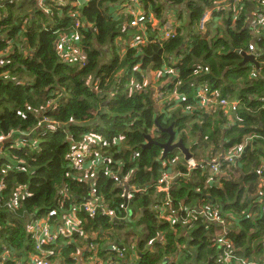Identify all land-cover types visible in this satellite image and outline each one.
Here are the masks:
<instances>
[{
  "label": "trees",
  "instance_id": "obj_1",
  "mask_svg": "<svg viewBox=\"0 0 264 264\" xmlns=\"http://www.w3.org/2000/svg\"><path fill=\"white\" fill-rule=\"evenodd\" d=\"M9 1L0 0V54L11 48L0 60V138H9L0 156V255L7 248L9 260L26 263L34 254V239L27 231L31 219L50 210L66 214L71 204L89 197L93 186V201L108 203L122 221L80 213L85 232L75 242L60 239L52 245L57 250L53 259L74 264L69 256L90 240L96 258L108 263L115 256L110 245L119 240L126 249L119 264H224L219 261L224 252L262 264L264 197L260 201L254 196L258 183L264 184V24L254 30L256 1L223 0L230 4L224 8L217 6L220 0H138L144 32L130 26L134 15L121 5L127 0H89L79 9L73 0ZM210 10L212 16L200 31V19ZM167 20L175 38L126 47L131 37L149 29V39L159 38ZM75 34L80 59L60 56L56 42ZM250 46L260 54V67L250 63L238 68L241 53L248 54ZM169 57L182 58L175 70L184 100L166 117L155 103L156 109L152 107L141 74L149 67L150 75L158 73ZM201 83L218 99L238 100V110L231 116L218 111L202 122L195 100ZM130 94L132 103L125 105ZM171 125L198 164L191 170L198 179L189 174L183 154V163L174 151L162 158L161 145L169 139L165 130ZM186 131L210 147L206 156L191 153L198 143L187 147ZM147 136L152 143L144 147ZM85 137L101 139L93 144L104 156L95 169L69 163ZM247 137L254 140L242 150L241 169H227L222 157ZM215 158L225 175L212 176L208 164L199 165ZM117 175L121 183L143 187L132 194L125 210L119 209L125 190L114 181ZM164 175H176L175 184L160 186ZM197 211L216 222L199 218ZM130 216H138L133 228ZM128 226L131 231L121 237ZM137 227H143L141 237L129 239L137 237ZM216 234L228 246L217 245Z\"/></svg>",
  "mask_w": 264,
  "mask_h": 264
},
{
  "label": "built area",
  "instance_id": "obj_2",
  "mask_svg": "<svg viewBox=\"0 0 264 264\" xmlns=\"http://www.w3.org/2000/svg\"><path fill=\"white\" fill-rule=\"evenodd\" d=\"M16 0H10L9 3H13ZM89 0H73L72 4L74 8L79 9L83 6V4L87 3ZM234 2H242L244 0H233ZM256 1L258 8V18L255 23L254 30H259L261 27L258 26L260 23L264 24V0H253ZM138 0H127L121 3L124 11L126 13H130L134 15L133 20L130 23L132 27H138L142 32H144V25H141V21L138 19L139 14L142 11H139L138 8ZM217 6H223L224 8H228L230 4H226L225 1L220 0ZM212 16V10L207 11L202 18L200 19L199 30L204 31L206 24L210 20ZM80 23L78 20L75 22L74 29L80 30ZM173 29V24L171 21H164L162 32L160 37H155L153 39H145L140 37H131L129 42L126 44L128 48L137 49L141 45H145L146 43H160V39H173L175 38V33ZM80 37L78 34H75L73 38H62L58 40L55 44L56 49H58V53L60 56L65 54L64 56L69 55L74 60L80 59L81 53L78 51L76 46L74 45V40H78ZM120 46V45H119ZM64 49L67 53L64 52ZM249 55H252L255 60L260 56V54L255 52V48L252 46L248 47ZM261 58V57H260ZM168 63L162 67V70L158 73L150 75V67L146 68L145 74L142 73L141 77L143 78V86H146L150 89V97L153 99V103L157 105L159 111L163 115H167L169 117L173 111H175L178 107L180 101H183V94L179 92V88L182 86V82L178 78V72L175 68L180 64L182 58L181 57H169ZM82 63V61H81ZM197 69L194 71L193 75L198 73ZM168 75H172V78L168 77ZM154 88H152L153 84H156ZM196 108L199 109L203 114H213L215 112L221 111L225 116H231L234 114L239 108V102L235 100L228 99H218L216 95L211 91L210 87L206 83H201L197 86L196 95H195ZM229 118V117H228ZM7 140L4 138H0V153L2 154L4 151V143ZM254 140V137H249L246 139L244 144L236 149H232L226 155L222 157L223 162L226 164V168H234L236 163H238L239 158L241 157L242 150ZM101 141L98 137H85L83 142H80L74 147L70 156L69 163L73 167L76 168H84L86 169H95L99 164L102 163V158H104L103 154L99 152H95L93 149V144H97ZM1 156V155H0ZM188 172L191 173V170H195L199 168L198 164L195 161L188 160ZM263 164V162H262ZM200 165V164H199ZM209 170L208 172L212 176H223L225 173H222V165L220 164L218 158L212 159V161L208 164ZM94 172V171H93ZM90 176H93V173ZM114 181L119 183V186L123 188V202L120 204L119 209L125 210L127 208L128 202L131 199L133 193H137L142 189H138L133 185L128 184V182L121 183L120 177L114 176ZM177 179L176 175L168 176L164 175L161 179H159L158 184L160 186H173ZM93 179H90V182ZM3 186L0 184V193L3 191ZM264 184L263 182H259L257 185V190L255 194V199L262 200L264 197ZM96 196V189L92 186L90 189L89 197H86L81 203L71 204L70 210L62 215L58 216L57 210H50L44 217H33L31 221L27 225V231L29 234L33 236V249L34 254L31 255L26 263H22L20 260L15 258H11L9 260L10 255L7 252V248H3V252L0 255V264H6L11 261L13 264H52L53 258L57 255L56 251L51 248L58 240L62 239L65 244H69L71 242H75L76 235H83L84 226L81 224V220L79 219V214L83 213L85 215L94 216L96 214H101L102 216H107L111 221H118L119 218L115 217V213L110 210V205L106 202H94V198ZM18 198H15L17 200ZM8 205V204H7ZM12 214H16V208L12 205H8ZM157 209V206L155 207ZM174 214V213H173ZM187 215H191L189 211H187ZM199 218L206 216V213L203 211H197L196 213ZM206 220H210L211 222H216V219L213 217L205 218ZM125 220V219H124ZM122 221V220H120ZM223 224V223H221ZM162 241V240H160ZM63 243V244H64ZM217 245L220 246H228V243L220 236L217 240ZM47 247V248H46ZM109 251L115 254L114 257L109 258V262L105 263L103 260L96 258L95 253L97 252L95 247L88 240V245L86 247L79 248L75 254L69 256L74 264H119L120 259H124V252L126 251L125 247L119 242L111 244ZM131 250L130 253L134 254L135 250L133 246L129 247ZM85 256V254H87ZM58 259V264L62 263V259ZM219 261L224 264H256L257 262L247 263L243 260H240L233 256L230 252H224ZM264 264V260L262 262Z\"/></svg>",
  "mask_w": 264,
  "mask_h": 264
},
{
  "label": "water",
  "instance_id": "obj_3",
  "mask_svg": "<svg viewBox=\"0 0 264 264\" xmlns=\"http://www.w3.org/2000/svg\"><path fill=\"white\" fill-rule=\"evenodd\" d=\"M243 56V60L241 61L240 64H238V68L243 67L246 62H251L253 63L256 68H259L260 65L254 60V57L252 55H247L245 53H241ZM166 132L169 133V139L166 142V144L161 145L163 151H162V158L168 153V152H173V151H180L181 154H183L185 160H189L191 158V155L188 151V149L184 146L183 142L181 139H179L176 143H174L175 139V132L173 131V126L171 125L168 129L165 130ZM147 143L144 145V147H147L149 144L152 143V139L150 136L146 137ZM202 166V165H201Z\"/></svg>",
  "mask_w": 264,
  "mask_h": 264
},
{
  "label": "crops",
  "instance_id": "obj_4",
  "mask_svg": "<svg viewBox=\"0 0 264 264\" xmlns=\"http://www.w3.org/2000/svg\"><path fill=\"white\" fill-rule=\"evenodd\" d=\"M249 11V10H248ZM186 16H188V14H186ZM148 29V28H147ZM153 34V31H151L150 29L148 30V32H146V33H144L143 35H142V38H145V39H147V38H149V36H151ZM247 55H249V54H247ZM175 58V57H174ZM166 60H167V58H166ZM242 60H243V57H242ZM251 62H246V64H250ZM167 64V63H166ZM240 64V63H239ZM245 64V65H246ZM259 64V63H258ZM244 65V66H245ZM260 65V64H259ZM256 67V66H255ZM150 99H151V105H152V107L154 108V109H156L155 108V104L153 103V99L151 98V97H149ZM233 100H235V101H238V100H236V99H233ZM209 116H210V114H203V117H202V122L203 121H205V120H207L208 118H209ZM229 119V118H228ZM198 124H199V122H198ZM173 131H174V128H173ZM197 139H198V137H196ZM197 139H195V141H197ZM179 140V138H177V136H175V139H174V143H176L177 141ZM145 143H147V140H145ZM197 143H198V146H201V148H202V153H199L200 155H207V152H206V150H209V146H207L206 144H203V143H201L200 141H197ZM178 151V150H177ZM197 153V152H196ZM0 155H1V153H0ZM203 158V157H202ZM241 158V157H240ZM240 158H239V160H238V163H236V166L234 167V169H237V170H239V168H240ZM189 160H191V159H189ZM210 162L209 161H207L206 163H201L200 165H202V167L203 166H205V165H207V164H209ZM197 164V163H196ZM241 169V168H240ZM249 170V169H248ZM249 173V172H248ZM241 174H242V172H239V171H237V176L239 177V176H241ZM192 176L195 178V179H198V176L196 175V174H192ZM134 186V185H133ZM136 188H138L139 190L140 189H143V187H136ZM83 199H85V198H83ZM131 221H132V224H131V226H133L134 224H133V222H135V221H133V218H131ZM122 228V227H121ZM137 230H135L136 231V233H137V237L136 238H129V239H137L138 238V240H139V237H141V232H142V230L141 229H138V227L136 228ZM131 231V229H130V227L128 226V227H126L125 228V230L124 231H122L121 232V237H125V236H127L128 235V232H130ZM128 239V240H129ZM118 240V239H117ZM137 241V240H136ZM118 242H119V240H118ZM120 243V242H119ZM120 244H122V243H120ZM123 245V244H122ZM131 254V253H130Z\"/></svg>",
  "mask_w": 264,
  "mask_h": 264
},
{
  "label": "rangeland",
  "instance_id": "obj_5",
  "mask_svg": "<svg viewBox=\"0 0 264 264\" xmlns=\"http://www.w3.org/2000/svg\"><path fill=\"white\" fill-rule=\"evenodd\" d=\"M11 50V48H9L7 51H6V53H3V54H0V60L1 61H4L5 60V57L7 56V54H8V52ZM155 86H157V83L156 84H153L152 85V88H154ZM133 96H134V94H130L129 96L127 95V97H126V102L124 103L125 105L126 104H131L132 103V99H133ZM170 115V114H169ZM190 125V124H189ZM188 128V127H187ZM180 133L181 132H179L178 133V137L177 138H180ZM184 134H187L189 137H190V140L188 139V143L186 142L185 143V145L187 146V147H190V148H193L192 146H193V144H194V141H195V139H196V135H195V133L194 132H191V133H188L187 131L186 132H184ZM247 138H249V137H247ZM119 146H121V143L119 144ZM190 150V149H189ZM191 151V150H190ZM208 150H206V152H207ZM195 152H197L196 154L198 155V156H201L199 153H202V148L200 147V146H198V145H196V146H194V150H193V152H191V153H193V154H195ZM101 154V153H100ZM174 154H175V156L178 158V161H179V163H183L185 160H184V158H183V156H182V154L180 153V151H174ZM101 156H102V154H101ZM196 159H197V157H196ZM188 161V160H187ZM186 161V167H187V169L189 168L188 167V162ZM176 163V161H174V164ZM190 169V168H189ZM191 175L193 174V172H191L190 173ZM137 217L138 216H130V217H127V219L128 220H131V218H133V221L134 220H137ZM131 223L132 222H129L128 224L129 225H131ZM132 228H133V226H132ZM131 228V229H132ZM143 228V227H142ZM142 228H138V229H142ZM135 230H137V229H135ZM142 232H143V229H142ZM112 233L113 234H115V235H119V232L117 231V230H113L112 231ZM216 237H219V235H217L216 234ZM140 238V237H139ZM136 241V240H135ZM58 259H53V262H52V264H58Z\"/></svg>",
  "mask_w": 264,
  "mask_h": 264
},
{
  "label": "clouds",
  "instance_id": "obj_6",
  "mask_svg": "<svg viewBox=\"0 0 264 264\" xmlns=\"http://www.w3.org/2000/svg\"><path fill=\"white\" fill-rule=\"evenodd\" d=\"M255 60V59H254ZM257 62V60H255ZM258 63V62H257Z\"/></svg>",
  "mask_w": 264,
  "mask_h": 264
}]
</instances>
